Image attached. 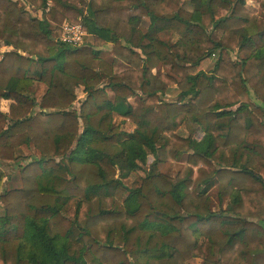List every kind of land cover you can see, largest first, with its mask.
<instances>
[{"label": "trees", "instance_id": "obj_1", "mask_svg": "<svg viewBox=\"0 0 264 264\" xmlns=\"http://www.w3.org/2000/svg\"><path fill=\"white\" fill-rule=\"evenodd\" d=\"M189 3L0 0L10 47L0 58V161L17 163L22 183L5 188L0 167V264H264V0L261 16L246 0ZM66 20L81 21L92 44L62 42ZM110 43L129 66L119 74L101 56ZM213 54L212 69H199ZM165 62L170 71L154 73ZM174 85L177 99L164 100ZM150 155L129 187L123 171ZM184 156L175 176L155 170ZM215 187L226 198L218 211Z\"/></svg>", "mask_w": 264, "mask_h": 264}, {"label": "rangeland", "instance_id": "obj_2", "mask_svg": "<svg viewBox=\"0 0 264 264\" xmlns=\"http://www.w3.org/2000/svg\"><path fill=\"white\" fill-rule=\"evenodd\" d=\"M190 0H185V8L187 9H191L192 6L189 3ZM247 5L249 7V9L251 11H253L256 15L261 16L263 14L262 11V7L260 10V4L258 2V0H246ZM27 9L29 10V12L37 17L40 15V10L39 8H37L36 6H31L30 4L27 5ZM225 11H221V14H224ZM39 14V15H38ZM39 18V17H37ZM69 21V20H66ZM65 22V21H64ZM70 22V21H69ZM222 36V33L220 31H216L214 37L216 39H219ZM164 39H171V41H174L173 36L171 34H165L163 36ZM86 44H92V38L89 36L87 37V40L85 42L84 45ZM6 50V45L4 43H0V58L2 57L4 51ZM235 57V56H234ZM215 57L212 55L211 57L205 58L201 65L199 66V69L204 70V71H210L214 65L215 62ZM108 62H110V60H108ZM163 66V67H162ZM160 67V69L165 70L166 72L170 71V66H166V65H162ZM176 87V88H175ZM173 92H175L173 95H171V97H166L164 98L166 95L163 96V99L166 101H175L177 99V91L178 88L176 85L172 86ZM45 91V87L39 83H36L35 85V95L37 96L38 99L41 98V96L43 95ZM108 92L109 95H112V92L110 91V89L108 88ZM82 97V96H81ZM252 98L253 100L254 95L252 94ZM83 99V97H82ZM257 103L261 104V102L257 101ZM11 104V101L9 100H3L1 103V110L4 112H9V106ZM80 103H76L75 107L79 108ZM243 108L247 107V104L245 106H242ZM235 109V108H234ZM236 110V109H235ZM115 120L117 123H120L124 128L126 129H132L133 125L130 122H125L122 123V118L116 116ZM182 134H185L186 131H179ZM195 135V134H194ZM196 140H195V147L197 148V150H200V139L203 138V135L201 132H199V135H195ZM24 151L25 154L29 155V154H33V155H39L38 152H32L31 150H29L28 148L24 147ZM29 160H22L20 161L21 165H24L28 162ZM155 162V158L153 155H150L148 158V162L147 164L142 166V169H139L137 171H127V169H125L123 171V173H126L127 176H122L124 182L129 186V187H136L141 183V179L142 177L148 172V170L151 168V166L154 164ZM186 164V156H184V158L182 159V161L180 162H171V161H166V162H160L157 165H155V170L158 172H162V173H167L169 175L175 176L180 169ZM0 167L3 169V171L6 173V178L4 180V187L11 189V188H19L21 187L22 183H21V174H20V169L17 166V163L15 162H10V161H0ZM263 177H264V171H263ZM211 194V198H212V208L216 211L220 210L222 205L223 207L226 206V198H224L223 200L219 197V192L218 189L215 187L211 190L210 192ZM254 221H256V219H254ZM202 259L201 258H195L192 259L191 261L188 262V264H202Z\"/></svg>", "mask_w": 264, "mask_h": 264}, {"label": "crops", "instance_id": "obj_3", "mask_svg": "<svg viewBox=\"0 0 264 264\" xmlns=\"http://www.w3.org/2000/svg\"><path fill=\"white\" fill-rule=\"evenodd\" d=\"M258 2H259V4H260V0H258ZM246 6L248 7L247 2H246ZM248 9H249V7H248ZM260 10H261V5H260ZM224 14H225V13H224ZM38 15H39V14H38ZM258 16H259V15H258ZM37 17H39V19H41V20L45 18L44 11H43L42 9L40 10V15L37 16ZM65 22H67V21H65ZM149 24H150V20H149V18L145 17V18H143V20H142V22H141V27H143V28H148ZM164 35H165V34H164ZM89 36L92 38L91 35H88V37H89ZM173 39H174V42H175V41L177 40V37L174 35V36H173ZM112 47H113V45H112L111 43L108 44V45H106V46L101 47V48H100V50H101V56H102V58H104V59H106V60H110V62L113 64L114 72L119 74V73H121V72H123V71L129 69V66H128L125 62H123L122 60H119V59L113 57ZM9 49H10V47H9V46H6V50H9ZM6 50H5V51H6ZM5 51H4V52H5ZM162 65H166V66H168V63L165 62V63L160 64L159 67L156 68V69L154 70V73L166 72L165 70L160 69V67H161ZM162 67H163V66H162ZM175 88H176V87H175ZM173 91H175V90H173V88H172L171 92L167 93L166 96H165L164 98H166V97H168V96L171 97V95H173V94L175 93V92H173ZM177 93H178V91H177ZM83 96H84V95H82V97H83ZM136 100H137L136 97H132V98H130V101H131V102H136ZM242 106H245V104H244V103H238V104H236V105L233 107V109H234V108H235V109L242 108ZM116 116H118V115H116ZM116 116H115V117H116ZM118 117H120V116H118ZM120 118H121V117H120ZM181 130H182L183 132L186 131L185 128H182ZM199 132H201L202 135H203V138L200 139L201 143H203L204 138H205V133H204V131H203L201 128H199V129L196 131L195 135H199ZM195 135H194L192 141H193V147H194V149L197 151V148L195 147V144H194V143H195V140H196ZM201 143H200V144H201Z\"/></svg>", "mask_w": 264, "mask_h": 264}, {"label": "built area", "instance_id": "obj_4", "mask_svg": "<svg viewBox=\"0 0 264 264\" xmlns=\"http://www.w3.org/2000/svg\"><path fill=\"white\" fill-rule=\"evenodd\" d=\"M88 32L85 30L83 23L64 22L62 25V35L60 40L73 47H81L85 44ZM215 56V54H213Z\"/></svg>", "mask_w": 264, "mask_h": 264}, {"label": "water", "instance_id": "obj_5", "mask_svg": "<svg viewBox=\"0 0 264 264\" xmlns=\"http://www.w3.org/2000/svg\"><path fill=\"white\" fill-rule=\"evenodd\" d=\"M32 58H33V59H35V58H36V56H32Z\"/></svg>", "mask_w": 264, "mask_h": 264}]
</instances>
